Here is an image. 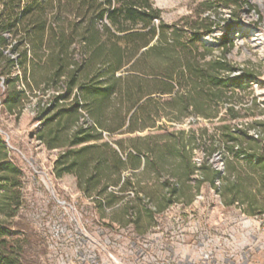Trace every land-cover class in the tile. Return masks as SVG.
Returning a JSON list of instances; mask_svg holds the SVG:
<instances>
[{
  "label": "trees",
  "instance_id": "16d2710c",
  "mask_svg": "<svg viewBox=\"0 0 264 264\" xmlns=\"http://www.w3.org/2000/svg\"><path fill=\"white\" fill-rule=\"evenodd\" d=\"M207 21L166 24L151 0H0V116L18 117L41 93L33 104V119L41 122L35 137L49 150L62 149L55 177L72 175L85 197L105 195L107 208L122 199L115 192H140L121 179L124 172L152 175L155 211L140 199L123 208V215H136V229L143 215L190 205L202 184L213 186L220 172L209 160L219 152L227 175L223 202L255 210L257 196L264 198V123H226L212 133L176 129L189 117L212 122L220 109L228 121L254 110L240 96L253 73L228 59L225 38L217 49L201 43ZM81 111L85 126L77 125ZM255 126L262 129L257 138L248 133ZM196 151L203 154L199 166ZM163 175L173 180L158 183ZM20 176L0 135V182ZM11 200L0 199L8 217L21 205L18 193ZM4 237L0 233V264H20L19 241Z\"/></svg>",
  "mask_w": 264,
  "mask_h": 264
},
{
  "label": "rangeland",
  "instance_id": "374dc122",
  "mask_svg": "<svg viewBox=\"0 0 264 264\" xmlns=\"http://www.w3.org/2000/svg\"><path fill=\"white\" fill-rule=\"evenodd\" d=\"M151 1L161 10L166 24L191 23L207 17L208 21L201 26V43L217 49L225 38L226 46L222 49L227 50L228 59L238 67L250 69L254 75L250 88L240 94L244 102L255 104L254 110L247 113L249 116L228 121L220 109L212 122L189 117L176 125V129L205 127L212 133L226 123L234 128L264 123V0H234L235 4L229 6L228 0ZM220 52L216 50L213 55ZM40 94L25 103L18 117L0 116L2 144L9 161L21 172L17 182H0V199L11 203V195L18 193L21 201L15 216L0 212V233L6 241H19L20 264H91L93 255L101 257L105 251L120 259L121 264H146L153 251L164 249L184 235L191 242H202L204 250L209 256L213 255L210 258L214 260L218 250L226 253V244L231 241L233 232L249 236L259 231L254 217L264 209L262 194L257 196L255 210H250L246 204L226 206L220 197L227 178L221 152L209 160L220 172L213 186L202 184L190 205L172 204L151 219L143 215L136 229L131 222L136 215L132 212L123 215L124 205L136 206L140 199L142 207L154 212L157 206L155 178L142 175L140 170L124 172L121 179L140 192L136 193L135 188L125 193L115 192L122 199L113 208L105 206V195L85 197L77 189L72 175L56 178L54 162L62 149L49 150L35 137L41 122L33 119V104L41 98ZM81 113L77 125L85 126L89 120L85 111ZM261 131V127L255 126L248 133L257 138ZM70 132L71 129L62 130V138ZM202 158L203 154L196 151L193 160L198 166ZM167 179L173 180L163 175L158 183ZM192 179H199L198 174ZM125 221L129 223L125 225Z\"/></svg>",
  "mask_w": 264,
  "mask_h": 264
},
{
  "label": "crops",
  "instance_id": "0c3cea01",
  "mask_svg": "<svg viewBox=\"0 0 264 264\" xmlns=\"http://www.w3.org/2000/svg\"><path fill=\"white\" fill-rule=\"evenodd\" d=\"M187 239L181 236L164 249L153 251L146 264H264V235L259 231L249 236L233 232L231 241L226 244V253L218 250L214 260L213 255L209 256L204 250L202 242Z\"/></svg>",
  "mask_w": 264,
  "mask_h": 264
},
{
  "label": "built area",
  "instance_id": "2783aa9c",
  "mask_svg": "<svg viewBox=\"0 0 264 264\" xmlns=\"http://www.w3.org/2000/svg\"><path fill=\"white\" fill-rule=\"evenodd\" d=\"M254 222L257 225L259 232L264 235V210L254 217ZM106 253L97 257L93 255L91 257V264H121L120 259L115 257L111 252L105 251ZM145 260V259H144Z\"/></svg>",
  "mask_w": 264,
  "mask_h": 264
},
{
  "label": "water",
  "instance_id": "95a60500",
  "mask_svg": "<svg viewBox=\"0 0 264 264\" xmlns=\"http://www.w3.org/2000/svg\"><path fill=\"white\" fill-rule=\"evenodd\" d=\"M0 134L2 135L3 133L0 131ZM6 137V136H5ZM6 139H7V137H6Z\"/></svg>",
  "mask_w": 264,
  "mask_h": 264
}]
</instances>
